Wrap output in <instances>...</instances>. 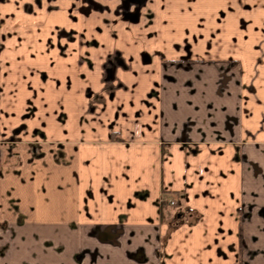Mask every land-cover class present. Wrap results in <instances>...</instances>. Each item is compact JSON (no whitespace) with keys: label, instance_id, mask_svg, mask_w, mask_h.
Listing matches in <instances>:
<instances>
[{"label":"crops","instance_id":"1","mask_svg":"<svg viewBox=\"0 0 264 264\" xmlns=\"http://www.w3.org/2000/svg\"><path fill=\"white\" fill-rule=\"evenodd\" d=\"M34 1L0 0V230L32 229L21 259L53 229L55 264H264V0H120L130 27L101 32L87 0L67 45L70 0Z\"/></svg>","mask_w":264,"mask_h":264},{"label":"rangeland","instance_id":"2","mask_svg":"<svg viewBox=\"0 0 264 264\" xmlns=\"http://www.w3.org/2000/svg\"><path fill=\"white\" fill-rule=\"evenodd\" d=\"M48 2L51 0H47ZM103 1V0H102ZM95 2V7H94V24L95 28L97 30H108V31H113V30H118L120 28H125V27H130L131 23L129 22L130 18L132 15L128 13L130 2L128 1H120V0H111L112 3H107V2ZM131 1H139L140 0H131ZM42 0H35L33 2V6L36 7L38 4V8H42L41 5ZM78 2V1H77ZM38 3V4H37ZM71 5L67 8L68 9V18L69 24H64L62 21H58L55 23L54 26H56L54 29L56 30H61L63 32V37L65 41L62 42L63 45H67L69 43L74 42L75 38L73 35H76L74 33V21L76 19V11L77 9L80 11L79 14H87V0L81 1L79 0L78 6L76 5L75 0H70ZM36 4V5H35ZM28 10H31V6L27 7ZM78 14V15H79ZM131 22H133L131 20ZM63 23V24H62ZM86 23H83V27H85ZM12 26V24L10 25ZM61 26V27H60ZM73 26V27H71ZM60 38V36H59ZM58 38V40H59ZM51 43V42H49ZM172 201V200H171ZM170 203V201H169ZM171 205V203H170ZM19 224H16L15 226H18ZM15 228V227H13ZM4 231L2 232L0 230V256L3 257L5 260L8 259L9 256H12L15 260H17V264H55V257L58 252V248L55 247L54 244V235H53V229L49 231H39L41 232L40 236L44 237L46 240H42L41 243V248L38 253L32 254L33 260H30V262L25 261L23 258L21 259V255H24L25 253L21 252L22 251V246L17 245V239L19 238H26L29 235V232H31L30 229L24 228L23 229H3ZM28 230V231H25ZM39 239V237H38ZM43 239V238H41ZM15 240V241H14ZM25 242V239H22ZM11 241H14L12 243ZM20 247V253L16 252V248ZM47 249V250H46ZM42 250H46L42 252ZM42 252V253H41ZM11 253V254H10ZM37 258H39L37 260ZM76 258H79V261H81V255H76ZM6 262V261H5ZM64 262V261H63Z\"/></svg>","mask_w":264,"mask_h":264},{"label":"built area","instance_id":"3","mask_svg":"<svg viewBox=\"0 0 264 264\" xmlns=\"http://www.w3.org/2000/svg\"><path fill=\"white\" fill-rule=\"evenodd\" d=\"M170 203H171V204H173V203H174V201H170Z\"/></svg>","mask_w":264,"mask_h":264}]
</instances>
